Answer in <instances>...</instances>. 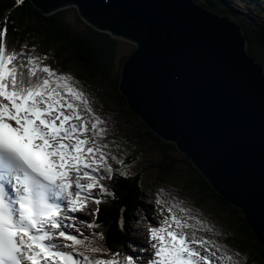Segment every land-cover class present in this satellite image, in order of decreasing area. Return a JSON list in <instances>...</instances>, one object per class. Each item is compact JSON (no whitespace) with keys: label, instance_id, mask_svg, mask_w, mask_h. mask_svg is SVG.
<instances>
[{"label":"snow or ice","instance_id":"6c2138e0","mask_svg":"<svg viewBox=\"0 0 264 264\" xmlns=\"http://www.w3.org/2000/svg\"><path fill=\"white\" fill-rule=\"evenodd\" d=\"M8 24L0 26V264H242L239 251L198 235L209 229L171 193L156 199L161 218L146 225L138 251L84 234L77 221L101 227L83 218L100 211L89 204L114 197L106 181L117 174L112 161L125 163L120 146L78 82Z\"/></svg>","mask_w":264,"mask_h":264},{"label":"water","instance_id":"95a60500","mask_svg":"<svg viewBox=\"0 0 264 264\" xmlns=\"http://www.w3.org/2000/svg\"><path fill=\"white\" fill-rule=\"evenodd\" d=\"M29 1L43 16L74 7L135 47L119 84L129 108L242 212L264 246V64L241 28L192 0ZM225 228L220 237L237 239Z\"/></svg>","mask_w":264,"mask_h":264},{"label":"trees","instance_id":"16d2710c","mask_svg":"<svg viewBox=\"0 0 264 264\" xmlns=\"http://www.w3.org/2000/svg\"><path fill=\"white\" fill-rule=\"evenodd\" d=\"M201 1L202 6L221 15H230L236 20L248 41L249 52L264 64V18L260 14L256 16V12L239 11L234 3L236 0ZM247 5L261 10L264 1L249 0ZM75 10L68 9L51 16H43L31 6L29 0H24V3L19 5L16 0H0V26H3L4 18L8 17L10 29L13 27L12 22H15L17 31L10 33L14 38L29 43L32 39H37L48 47L54 45L58 57L64 60L62 66L66 68L68 64L72 65L86 82L91 81L99 87L102 85L103 92L105 90L109 92L106 93L108 96L104 95L113 104V114L116 112L120 117L122 116L133 133L132 140H129L134 144L144 143L145 147L142 149L138 144L142 153L153 154L154 152L161 155L156 165L143 167L141 172H134L129 167L126 171L127 176L116 174L112 177L108 187L109 191L114 193V197L105 196L99 205L100 211L96 214L95 223L101 227L97 229V234L100 232L105 234L106 244L112 250L127 246L128 239L121 225L122 220L129 224L136 219L137 213L151 211L153 205L147 203L150 198L146 195L149 188L147 184H144L143 174L144 170L148 171L154 167L157 186H161L162 183L172 184V179L180 181L185 177L187 179L191 177L190 180H184V183L188 185V190H193L190 195L192 201L196 203L193 204V208L209 207L211 204L212 215L223 220L224 224L230 228L234 226L238 236L237 239L230 240L228 237L224 240L223 236L220 237L219 233L212 232L211 229L207 232L208 235L215 241L227 243L229 248L239 251L245 258L246 264L252 263L248 262L244 254H247L255 264H264V246L255 237L242 212L220 197L198 169L192 165L189 158L181 154L176 146L164 142L153 134L142 120L133 114L121 95L119 91L121 70L135 47L123 40L113 38L108 33L93 29L80 18L77 10L76 18L78 23L83 24L79 25L82 27L68 23V13ZM135 139H138V142H135ZM120 141L125 143V138ZM119 146L121 147L120 143ZM137 158L138 156L131 153L124 159V164L131 165ZM131 173L132 176H130ZM152 219L155 220V218Z\"/></svg>","mask_w":264,"mask_h":264},{"label":"rangeland","instance_id":"374dc122","mask_svg":"<svg viewBox=\"0 0 264 264\" xmlns=\"http://www.w3.org/2000/svg\"><path fill=\"white\" fill-rule=\"evenodd\" d=\"M263 1L264 0H262V2ZM29 3L31 4V6L35 10H37V8L32 4L31 1H29ZM243 6H244L243 8L245 9L246 6L245 5H243ZM72 8H74V7H72ZM72 8H66V9L67 10L68 9L74 10ZM247 11L249 12V8L247 9ZM257 11L258 12H256V13L260 14L261 17L264 18V12H263L264 11V5L261 8V10L257 9ZM75 12H76V10H75ZM75 12L71 11V13H68L67 22L70 24H76V26L83 25V24L78 23L77 18H76L77 12L76 13ZM258 14H256V16H258ZM79 27H82V26H79ZM90 27H92V26H90ZM93 29H95V28H93ZM21 42H25V40L21 41ZM27 43L29 44L30 47H35V49L39 55H41L42 57L43 56L47 57V60L45 61V63L52 66L55 70L59 71L62 74L71 75L75 79V81L78 82V86L83 89V91L86 93V95H88L90 100L93 102V105L95 106L97 113L99 115L102 116V114L105 113L108 117H110V119H104V120L107 122V124L109 126V137L114 138L116 140V142L118 144L120 143V145H121L120 151H119L120 158L124 160L125 158H127L128 155L130 156L131 153L135 154L136 157L138 156V158L135 159V162L131 165H129V164L120 165V164H116L115 161H112L113 167L117 170V174H119V172H121V171H128L129 167L131 169H133L134 172H136V171L141 172V171H143V167H146L148 165L149 166L150 165H156L158 163V160L160 158L159 156H161V155L154 153V152H153V154L152 153H149V154L148 153H142L141 152L142 150H140V148L142 149L143 147H145L144 143H141V144L138 143V144H140V148H139L138 144H134L131 141L132 140L131 136L133 135V133L131 132V130H129V126L127 125V123L125 122V120L123 119L122 116L120 117L118 115V113H116V112H115V114H113V112H114L113 104L108 100V98H106V96H108V94H106V93H109V92L106 90L103 92L104 88L102 85H100V87H99V86H95V84L91 81H88V82L85 81V86H86V84L88 85V87L86 86L88 89H86V87L84 86V82L82 81V79H80L78 77L79 74L75 70H73L74 72H72L69 69V67L75 69L72 65L68 64L66 68L64 66H62V61H64V60L62 58H61L62 59L61 60L58 57L57 49H55L54 45H50L49 47L46 45L44 46L42 44V42L40 40H37V39H32L30 41V43L29 42H27ZM104 94H106V96ZM111 120L113 121L112 124H111ZM122 138H123V140L125 138V143H124V141H122V142L120 141V139H122ZM129 139H131V140H129ZM137 140L138 139H135V142H138ZM124 144H126V145H124ZM113 149L115 152V145H113ZM155 170L156 169L154 167H153V169L151 167V169L148 171L144 170V174H143L144 184H147L146 186H147V188H149L148 192L146 193V195L148 197H150L154 201H156L157 198H160L161 200H164V199L171 200V197L168 195L169 193H171V196L176 197L178 200L185 201L187 206L191 209L193 216L195 218H199V219L201 218L203 220V223H205L206 225L209 223L210 228L214 232L219 233V234L220 233L225 234V233H227V231H229V229L226 230L223 220L220 221L216 216L212 215L213 212L211 211V208H209L208 206H203L199 209H197L196 207L193 208V206H194L193 204H196L192 201V198L190 197L193 190H191V189L188 190L187 189L188 185H186L184 183V180H188L189 178L187 179V177H185L184 180H180V181L171 178L173 181L172 184L171 183H168V184L162 183L161 186H157L158 184H155V181H156ZM130 176H132V173L130 174ZM176 178L181 179V177H176ZM190 179H191V177H190ZM158 193H159V196L157 195ZM147 203H145V204H147ZM89 206L91 208H93L96 205L95 204L91 205V203H90ZM158 207H157V209H158ZM152 210L153 211H150V210H147L146 212L142 211L140 213V215H137L138 221H141V218L143 219L144 216H146L147 218H149L151 220L150 214L153 215V217L155 218L156 221H159V219L161 217L158 215V211H156V214L154 215V207L153 206H152ZM95 216L96 215L90 217L88 215H85V218L88 220V222H90V220H92V219H93V221H95V218H94ZM77 226L83 230L85 235L91 236L93 234L92 233L93 228H88L87 226H83L80 223L79 224L77 223ZM126 231H127L126 235L131 237L132 235L130 233H128V230H126ZM210 237L209 238L212 239V236H210ZM94 238L99 239V236L96 235ZM212 240H214V239H212ZM217 243L222 244L220 242H217ZM227 246H228V244H227ZM124 248H127V246L124 245V247H118L117 250L123 251ZM234 251H236V250L234 249ZM240 259H241L242 264H246L245 258L242 255H241Z\"/></svg>","mask_w":264,"mask_h":264},{"label":"bare ground","instance_id":"6f19581e","mask_svg":"<svg viewBox=\"0 0 264 264\" xmlns=\"http://www.w3.org/2000/svg\"><path fill=\"white\" fill-rule=\"evenodd\" d=\"M194 3H196L197 5H200L202 8H204V9H206V10H208V11H210L211 13H213V14H215V15H218V16H220V17H225V15H221V14H218V13H216V12H214V11H212V10H210V9H208V8H206L205 6H202L201 4H202V1L201 0H192ZM249 1V0H248ZM199 3V4H198ZM263 7V6H262ZM249 13L250 12H258L257 11V7H253V6H250L249 5ZM258 14V13H257ZM255 25V24H254ZM72 72H74L73 70H75V69H73V68H71L70 69ZM80 79H82L80 76H78ZM120 80H121V78H120ZM82 81L84 82V86H85V80L84 79H82ZM119 84H120V82H119ZM86 86L88 87V85L86 84ZM85 86V87H86ZM86 87V89H88ZM106 116V117H105ZM104 117H105V119H110V117H108L105 113H104ZM112 120H111V124H112ZM90 207V206H89ZM91 208V207H90ZM93 208H96L95 206L93 207ZM96 215V214H95ZM88 216H90V217H92L93 215H88ZM95 218V217H94ZM97 219V218H96ZM122 228H123V230H124V228L126 229V230H130V229H132L133 227H134V225H135V220L133 221V222H131V223H129V224H127L126 222H124V220H122ZM134 248H136V249H140L139 247H137V246H135Z\"/></svg>","mask_w":264,"mask_h":264},{"label":"clouds","instance_id":"9594fccd","mask_svg":"<svg viewBox=\"0 0 264 264\" xmlns=\"http://www.w3.org/2000/svg\"><path fill=\"white\" fill-rule=\"evenodd\" d=\"M72 9H75V8H72ZM65 10H67V9H65ZM63 11V10H62ZM60 12V11H59ZM243 32V31H242ZM243 34H244V32H243ZM245 36V35H244Z\"/></svg>","mask_w":264,"mask_h":264}]
</instances>
